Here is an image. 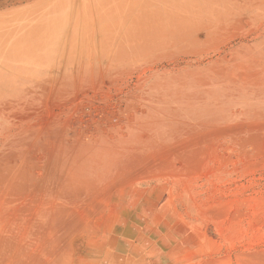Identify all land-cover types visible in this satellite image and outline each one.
I'll list each match as a JSON object with an SVG mask.
<instances>
[{"label": "rangeland", "instance_id": "374dc122", "mask_svg": "<svg viewBox=\"0 0 264 264\" xmlns=\"http://www.w3.org/2000/svg\"><path fill=\"white\" fill-rule=\"evenodd\" d=\"M0 264H264V0H0Z\"/></svg>", "mask_w": 264, "mask_h": 264}]
</instances>
